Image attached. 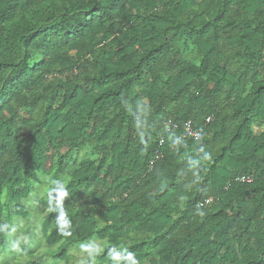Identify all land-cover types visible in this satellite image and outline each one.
Returning a JSON list of instances; mask_svg holds the SVG:
<instances>
[{
  "label": "trees",
  "instance_id": "1",
  "mask_svg": "<svg viewBox=\"0 0 264 264\" xmlns=\"http://www.w3.org/2000/svg\"><path fill=\"white\" fill-rule=\"evenodd\" d=\"M38 172L56 260L264 264V0H0L5 248Z\"/></svg>",
  "mask_w": 264,
  "mask_h": 264
},
{
  "label": "rangeland",
  "instance_id": "2",
  "mask_svg": "<svg viewBox=\"0 0 264 264\" xmlns=\"http://www.w3.org/2000/svg\"><path fill=\"white\" fill-rule=\"evenodd\" d=\"M85 151L80 150L76 156L84 157ZM49 178L50 175L40 172L34 176L32 192L23 201L29 214L26 218H12L7 236L8 247L0 244V264H82L87 257L100 250L102 243L91 238L86 243L69 247L66 261L56 260L49 255L55 245L48 247L45 244L41 231L42 216L37 210L39 201L49 195Z\"/></svg>",
  "mask_w": 264,
  "mask_h": 264
},
{
  "label": "built area",
  "instance_id": "3",
  "mask_svg": "<svg viewBox=\"0 0 264 264\" xmlns=\"http://www.w3.org/2000/svg\"><path fill=\"white\" fill-rule=\"evenodd\" d=\"M209 121H211V117H207L205 119V122L208 123ZM175 127V125L171 124L169 121L165 124V130L168 131L170 127ZM199 136V132L197 129H194L192 127V124L190 123V121L186 122L184 125H183V131H182V137L183 138H197ZM236 181H239V182H250L252 180V177L251 176H248V175H244V176H240L238 178L235 179ZM213 202V199L212 197H208L206 199H204L202 202H200L198 205L200 207L202 206H206V205H209Z\"/></svg>",
  "mask_w": 264,
  "mask_h": 264
}]
</instances>
